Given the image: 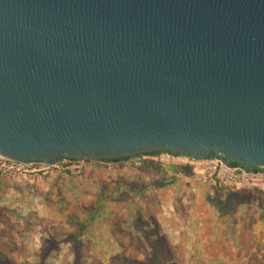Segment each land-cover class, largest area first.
Instances as JSON below:
<instances>
[{
	"label": "water",
	"instance_id": "water-1",
	"mask_svg": "<svg viewBox=\"0 0 264 264\" xmlns=\"http://www.w3.org/2000/svg\"><path fill=\"white\" fill-rule=\"evenodd\" d=\"M158 151L264 168V0H0V156Z\"/></svg>",
	"mask_w": 264,
	"mask_h": 264
},
{
	"label": "rangeland",
	"instance_id": "rangeland-1",
	"mask_svg": "<svg viewBox=\"0 0 264 264\" xmlns=\"http://www.w3.org/2000/svg\"><path fill=\"white\" fill-rule=\"evenodd\" d=\"M128 161L130 165L136 166L132 164L130 160ZM89 162L90 160L85 163V168L88 166ZM195 173L193 175H182L180 173H176L174 184L169 186L167 189L168 193L166 191L169 196L162 194V192L160 194V206L157 203H152L151 205L143 204L144 200L142 202L139 198L141 204H136L126 215L122 216L123 219L126 220L124 231L136 232L132 227V213L135 210L145 214L148 212L146 211V208L149 207V210H155L158 207L161 212L165 213V216L163 217L170 218L172 215L170 212L179 209V205L174 202L175 200H178L179 197V199H182L185 202L186 206L191 208L193 205H195L194 211L191 212V210L188 209V216L190 213H197L199 218L202 220L201 231L208 235H212L214 239L208 240L206 238L203 240L206 243H211L206 247L207 250L204 253L188 252L185 253L184 256L182 253H179L180 260H177L178 263L181 264V260L185 259L184 257L186 256V260H189V262L187 261L189 264H206L205 258L209 260L213 259L214 262L212 264H264V190L253 186L236 188L233 185H222L216 178L208 176L205 178L201 177L200 179H196L199 176H196ZM60 175L66 176V178L76 176L70 174ZM68 180L69 182H67L68 184L66 185H70L74 182L72 178ZM0 185V251L3 249L5 253L9 254L8 250L10 247H17L19 248V251H24L23 253L25 256L20 255L15 257L14 254V258L10 257L9 264H23L25 263L24 258L28 259V255H31L30 261H32L35 255H33L31 249H37L32 245V241L36 242L37 244L38 242L35 240L38 237L37 235L33 237L32 235L30 236L25 233L29 232V234H31L32 232H44V230H48L50 227L47 224H42L43 222L40 223L38 221L39 217L37 215L33 218H28L27 216H22L21 213L22 210L27 211L28 207L30 208L31 204L29 199L32 196L31 194H34L35 191L37 192L38 190L41 191V195L47 194L46 196H49L48 206H50V208L53 206L55 207L56 203H54V192L52 190L51 180H46L44 176L34 177L29 175L23 176L21 174H14L13 176H10L8 174H0ZM90 186L91 185H88V187ZM215 187L222 189L225 194L228 192L227 189L230 188H234L239 191L241 203L237 206L233 216H224L218 213L211 205H209V203L207 204L203 200H200L198 202L199 204L192 202V198L195 196L214 197ZM55 190L58 191V189ZM146 193L147 196L150 195L148 192ZM59 194L61 195V192H59ZM167 197H173L174 201L171 204L168 203ZM86 199L88 200V198ZM36 201L43 200L38 199ZM146 202L149 203L148 201ZM31 203L35 204V202ZM88 206H91L93 210H96L98 205H92V203L90 205L88 202L86 207ZM72 211L73 213H70L68 221L74 225L73 228H66L59 225V227L56 229V233L60 234L62 237V234H65L66 231L69 233L78 227L80 230V236H84L81 237L77 243H72L70 246H66L65 243L60 246H56L55 251L50 252V255H48L56 258L57 264H119V256L122 254V251H111V255L108 259L105 257L108 256V252L104 253L96 249L91 250V252H86L88 251L86 249V243L88 241V237H90V230H93L90 228L95 229L96 227L95 230L108 231L109 225L106 224L105 219H109L111 221L114 217H118L120 212H114V210H111L110 212L99 214L97 216L96 223L94 220L91 223L83 224V222H80L79 220V210L72 206L70 212ZM62 212L63 211L59 209V211H56L57 216L54 214L55 218L58 219L56 223L64 221L63 217L66 216L61 217L60 215ZM65 220L67 219L65 218ZM193 222L194 221H192V223ZM196 222L200 221L197 220ZM179 223L182 222L180 221ZM191 225H189V228L193 229ZM193 225H195V223H193ZM171 226L174 229H177L178 227L177 223H174V221H171ZM53 228H55V225ZM50 230L52 231V229ZM21 234H25V237L22 238ZM42 234L46 236L41 247L42 251H44V243L48 244L52 239L51 234ZM53 237L55 238L56 236L53 235ZM134 245L135 248L132 247L134 248L133 251L126 253V256L132 258V261L127 264H137V259L139 261L141 259H145L142 255L143 253L140 254L139 249L141 248V245H139V242H134ZM111 257L118 258H116L117 260L115 259V261L113 260V262L112 260L110 261ZM50 260L53 262V259L50 258ZM27 261V263L30 264L37 263H32L29 260ZM143 261H145L144 263L149 262V260Z\"/></svg>",
	"mask_w": 264,
	"mask_h": 264
},
{
	"label": "crops",
	"instance_id": "crops-1",
	"mask_svg": "<svg viewBox=\"0 0 264 264\" xmlns=\"http://www.w3.org/2000/svg\"><path fill=\"white\" fill-rule=\"evenodd\" d=\"M44 178L46 180L49 179L51 180L52 190L54 192L53 195L54 203H56L55 207L53 206L52 208H50V206H48L49 196H46L47 194L41 195V191L38 190L37 192L35 191L34 194H31L32 196L29 199L31 204L30 208L28 207L27 211L22 210L21 213L22 216H27L28 218H33L37 215L39 217L38 221L40 223L43 222L42 224H47L50 227L48 228V230L47 229L44 230V232H40V231L36 233L32 232L31 234H29V232L27 233L24 232L25 234H28L30 236L32 235L33 237H35L37 235L38 237L35 240L38 242L37 244L36 242L32 241V245L37 248V249H31V252H33V255H35L34 259L30 261L31 255H28L27 257L28 258L27 260H29L32 263L41 261L39 253H41L42 251L41 249L42 243L44 241V238H46V236H44L42 233L51 234V239H55V241L57 242V246H60L63 243H65L66 246H70L73 243L72 240H67L66 238L67 231L65 234L64 233L62 234V237L60 236V234L56 233V229L59 227V225L66 228L72 227V223L68 221V217L70 213H73V211L70 212L72 206H74L76 209L79 210L80 222H83V224H87L95 220L94 222L96 223L97 216L103 213H101V210H99V208L93 210L91 206L90 207L89 206L86 207V206L88 202L90 205L91 203L92 205L100 204V202L102 201L101 197L99 196L100 194L99 188L101 185L103 184L105 185L103 191V195L105 196L104 199L108 197L111 198L110 200H112V197L110 196V189L116 186L120 188V191H127L129 185L133 183L134 184L149 183L148 182L149 178L146 174H144L142 169H138L130 165L128 159L126 161H121V162L90 161L88 163V166H86V168L84 169L81 175H76V176H71L70 178L69 177L66 178V176H62L60 174L54 173L51 174L50 176H44ZM71 178L74 180V182L71 183L70 185H66L68 184L67 182H69L68 179ZM88 185L91 186L88 187ZM168 188L169 186L151 187L150 190L151 192L144 189H142L140 192L135 190L133 192V197H134L133 205L135 206L136 204H141V202L139 201L140 198L142 202L144 200L143 204L151 205L152 203H157L160 206V202H161L159 199L160 194L162 192V194L169 196V194H167ZM55 189H58V191H56ZM59 192H61V195L59 194ZM146 192H148L150 195L147 196ZM39 195H41L44 198H42ZM86 198H88V200ZM202 198L204 197L195 196L192 198V202L197 204L200 200H203ZM38 199H41L43 201H36ZM167 200L168 203L171 204L174 201V198L167 197ZM146 201H148L149 203H147ZM31 202H35V204ZM174 202H176L179 205V209L170 212L172 214L170 218L163 217L165 216V213L161 212L158 207L155 210H149L148 207V209H146V211L148 212L145 214L142 213V215H145L143 216V218L149 217L154 221L153 222L154 224H151L150 229L157 227L156 230L153 229V231L151 230L149 232L148 234L149 237L152 240H155L157 238H162V240L164 241V243L168 248H171L173 251H176L178 253H182L183 256L185 253L188 252H202V253L206 252L207 250L206 247L211 243L210 242L206 243L203 240L206 238L208 240H211L214 239V237L212 235H208L205 232L201 231L202 220L201 218H199V215L197 213H190L189 216H186L182 213L183 207L185 206V202L182 199H179L178 197V200H175ZM194 206L195 205H193L191 208L189 207L188 209H190L192 212L194 211ZM59 209L63 211L60 216L61 217L66 216V217H63L64 221L56 223L58 219L55 218L54 214L57 216L56 211H59ZM110 211H111L110 209H107L106 212L104 213ZM65 218L67 220H65ZM197 220H199L200 222H196ZM123 221L124 222L121 223L119 227L124 231L126 220L124 219ZM171 221L177 223L178 225L177 229H174L171 226ZM180 221L182 223H179ZM192 221H194L193 223H195V225H193ZM54 225L55 228H53ZM189 225H191L193 229L189 228ZM50 229H52V231ZM90 229L93 230H90L89 232L90 237H88V241L86 243L87 246L86 249L88 251L86 252H91V250H95V249L104 253L108 252L107 254L108 256L105 257L109 259L111 255L110 254L111 251L118 252L124 250L123 243L126 242L127 235H134L137 238L136 241H138L139 245H141L139 251H147V250L149 251V248L146 246L145 242L142 241V236L140 232L127 231L128 234L122 235L119 232H114L112 228H109L108 231L95 230L96 227L95 229L94 228H90ZM25 234H21V237L24 238ZM53 235H55L56 237L54 238ZM83 236L82 235L78 236L77 241H79L80 238ZM120 240H123L122 243L120 242ZM52 251H55V249L51 250L50 252ZM49 255H47L44 258V260H42L41 264H46V263L57 264L56 258H53V256H49ZM50 258L53 259V262H51ZM184 258L185 259L181 260V264H187L189 262V260H186L187 259L186 256ZM205 262L206 264H212L214 261L213 259L209 260L205 258Z\"/></svg>",
	"mask_w": 264,
	"mask_h": 264
},
{
	"label": "trees",
	"instance_id": "trees-1",
	"mask_svg": "<svg viewBox=\"0 0 264 264\" xmlns=\"http://www.w3.org/2000/svg\"><path fill=\"white\" fill-rule=\"evenodd\" d=\"M164 152V151H158L157 153ZM181 155V154H180ZM140 156V155H138ZM87 162L89 160H86ZM95 161H108L106 159L104 160H95ZM112 162V161H109ZM138 169H142L144 174H146L149 178V183L147 184H131L129 185V188L127 191H120V188L117 186L110 189V196L111 198L104 199L103 191L105 185L100 186V194L102 201L98 205L97 208L101 210V213L106 212L107 209L114 210V212H120V217H114L111 221L109 219H105L106 224L109 225V228H112L114 232H119L120 234H128V232L123 231L119 226L121 223H123L124 219L122 216L126 215L133 205V192L135 190L141 191L144 190H151V187H165V186H171L174 184L175 174L180 173L182 175H193L195 173V167L190 165H177V164H163L157 161L153 160H143L140 165L133 166ZM227 193L225 194L222 189H218L215 187V195L214 197H204L202 198L204 202L209 203L218 213L226 216H233L235 213V210L237 206L241 203V199L239 196V191L234 188L227 189ZM151 192V191H150ZM0 194H1V185H0ZM153 195V194H152ZM259 200V199H258ZM260 201V200H259ZM188 206H184L182 213L186 216H188ZM148 209V208H146ZM133 221H132V227L136 232H140L142 236V241L145 242L146 246L149 248V251H140V254L144 256L145 259L143 260H149L148 263H144L142 259L139 261L136 260L137 264H180L177 260L179 259V253L176 251H173L171 248H168L162 238H157L155 240H152L149 237V232L153 229L156 230L157 227H154L153 229H150L151 224H154L153 220L149 217L143 218L142 213H140L138 210H135L133 213ZM72 224V228H73ZM122 230V231H121ZM80 236V230L78 227L74 229V231H70L67 233V240H72L73 243H77L78 239L77 237ZM54 240V239H52ZM49 241L48 244H45L44 248L45 250L40 253L41 261L37 262L36 264H41L42 260L49 254V252L56 248L57 242ZM137 238L134 235H127L126 242L123 243L124 250L121 252L122 254L119 256V264H127L132 261L131 257L126 256V253L132 252L135 248L134 241H136ZM123 240H120L122 243ZM134 247V248H132ZM8 253H5V251L2 249L0 251V264H9L10 257H13L15 254V257H18L20 255H24V251H19V248L13 247L8 250ZM25 256V255H24ZM114 257V256H113ZM111 257L110 261L114 260L118 257L113 258ZM14 258V257H13ZM117 260V259H116ZM113 261V262H114ZM23 264H30L27 263V259L24 258Z\"/></svg>",
	"mask_w": 264,
	"mask_h": 264
},
{
	"label": "built area",
	"instance_id": "built-area-1",
	"mask_svg": "<svg viewBox=\"0 0 264 264\" xmlns=\"http://www.w3.org/2000/svg\"><path fill=\"white\" fill-rule=\"evenodd\" d=\"M153 160L163 164L190 165L195 167L196 179L213 177L222 185H233L236 188L257 187L264 190V168L256 172L247 171L243 166L233 168L225 166L218 158L194 159L184 155L173 157L165 152L153 155L132 156L128 160L138 166L143 160ZM86 160H59L53 165L21 164L0 156V174H21L23 176H50L53 173L81 175L85 169Z\"/></svg>",
	"mask_w": 264,
	"mask_h": 264
}]
</instances>
